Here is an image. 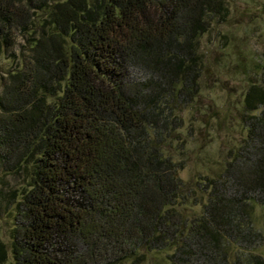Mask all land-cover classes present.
Masks as SVG:
<instances>
[{
    "label": "trees",
    "instance_id": "trees-1",
    "mask_svg": "<svg viewBox=\"0 0 264 264\" xmlns=\"http://www.w3.org/2000/svg\"><path fill=\"white\" fill-rule=\"evenodd\" d=\"M222 0H0V167L19 180L0 264H264V85L215 178L184 183L176 109L197 94L198 41ZM260 110L258 114L254 111ZM179 139V142L177 141ZM173 142H176L174 146ZM199 207L188 213L187 208Z\"/></svg>",
    "mask_w": 264,
    "mask_h": 264
},
{
    "label": "rangeland",
    "instance_id": "rangeland-1",
    "mask_svg": "<svg viewBox=\"0 0 264 264\" xmlns=\"http://www.w3.org/2000/svg\"><path fill=\"white\" fill-rule=\"evenodd\" d=\"M222 5V13L211 19L209 30L198 41L201 75L197 94L176 109L183 124L176 131L177 138H183L186 145L182 153L177 144L174 157L186 159L179 175L190 185L205 176L220 175L245 137L244 94L251 83L264 85V0H222ZM28 54L26 41L20 36L15 47L0 55V84L4 73L20 59L27 60ZM20 183L0 167V241L6 245L13 225L12 202ZM186 211L199 212V207ZM251 224L252 232L260 233L262 239L254 241L250 251L264 258V211L259 205L254 208ZM146 257L144 264H162L158 253Z\"/></svg>",
    "mask_w": 264,
    "mask_h": 264
}]
</instances>
